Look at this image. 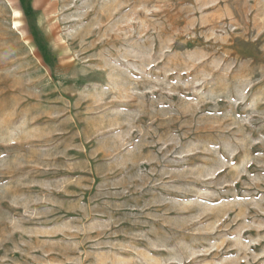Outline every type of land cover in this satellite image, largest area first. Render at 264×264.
I'll return each instance as SVG.
<instances>
[{"label": "rangeland", "instance_id": "obj_1", "mask_svg": "<svg viewBox=\"0 0 264 264\" xmlns=\"http://www.w3.org/2000/svg\"><path fill=\"white\" fill-rule=\"evenodd\" d=\"M0 264H264V0H0Z\"/></svg>", "mask_w": 264, "mask_h": 264}]
</instances>
